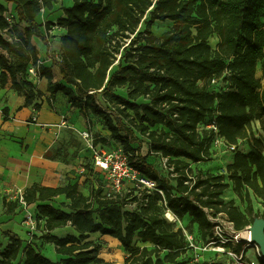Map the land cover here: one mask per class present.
<instances>
[{
  "label": "trees",
  "instance_id": "1",
  "mask_svg": "<svg viewBox=\"0 0 264 264\" xmlns=\"http://www.w3.org/2000/svg\"><path fill=\"white\" fill-rule=\"evenodd\" d=\"M6 1L13 4L15 23L0 4V29L9 35H0V85L11 79L13 88L25 95V106L33 104L42 96L29 79V68L35 66L48 79L52 107L62 92L90 124L93 116L100 117L129 163L156 180L163 193L133 187L136 194L129 196L136 208L126 210L121 193L108 195L93 187L85 194L78 182H35L25 189L23 199L4 198L6 213L14 214L22 201L28 206L37 203V215L45 221L40 238L53 243L61 258L53 260L40 248L25 246L19 234L9 231L10 243L0 249V264H15L22 250L23 264H97L102 245L91 239L95 233L119 240L127 252L125 264H186L179 260L185 236L175 230L166 211L178 218L193 217L204 239L216 238L212 218L219 214L237 231L264 217L254 208V199L264 205V138L257 136L255 127L261 123L264 134V0H73L72 6L56 10V23L66 31L60 37L61 57L52 56L61 81L54 80L52 67L40 62L33 42H48L42 27L50 31L55 23L43 22L42 9L56 12L59 0ZM145 18L146 28L140 31ZM157 20L174 24L157 36L152 31ZM116 62L118 69L111 72ZM214 77L224 80L216 92L210 91ZM213 120L220 135L238 146L227 172L245 210L224 198L230 186L224 173L192 167L191 163L212 159L215 132L201 125ZM100 139L94 140L95 146L109 143L107 137ZM243 139L251 140L248 152L239 149ZM150 155L168 159L169 168H162L166 174ZM60 196L69 201L63 208L50 203ZM66 226L76 233H54ZM136 238L152 248L138 246ZM239 245L242 248L244 242Z\"/></svg>",
  "mask_w": 264,
  "mask_h": 264
},
{
  "label": "crops",
  "instance_id": "2",
  "mask_svg": "<svg viewBox=\"0 0 264 264\" xmlns=\"http://www.w3.org/2000/svg\"><path fill=\"white\" fill-rule=\"evenodd\" d=\"M73 3V0H65L64 4L61 5L62 0H59L55 4L57 9L55 8L54 11L58 10V7H70ZM0 4L7 8L5 14L12 15L13 4L11 2L0 0ZM58 13V11L54 13L44 11L41 14L43 22L56 23L59 17ZM63 16L65 15L63 14ZM22 26L24 27L26 24L23 23ZM42 30L48 34V42L39 44L36 40H33L40 50V62L45 66L52 67L54 80L61 81L60 69L58 66L53 65L52 56L59 55L55 45L59 43L61 49L60 37L66 31L63 28L48 31L45 26L42 27ZM3 35L9 38V35L4 32ZM54 40L55 42H53ZM212 40L217 43V37ZM29 79L35 84L36 91L40 90L42 92V96H38L34 103L28 106H25V95L13 88L11 79L4 87L0 85V249L3 250L10 243L7 232L13 231L25 240V246L32 244L40 248L43 254L49 258L60 260L61 255L56 252L55 245L46 243L40 238L44 232V220L41 233L33 232V234H29L27 227L21 224L24 218L25 206H20L14 214L8 215L3 204L4 198L15 200L21 197L25 189L35 182L48 186L76 182L75 180H69L64 184L59 183V180L68 176V174H74L73 163L60 157L59 151L55 152L59 154L56 157H50L49 153L54 148L56 151L60 149L57 147L59 144L58 139L68 137V133L63 131L65 127H60L63 118L71 117V121L75 120L76 115L81 116L82 114L68 103L67 97L62 92L57 94L54 107L49 104L50 92L48 91V79L46 77H41L37 73L29 75ZM36 103L41 105L40 110L36 109ZM82 117L87 120L83 115ZM70 121H68L69 127H71ZM80 121L82 122L81 125H84L83 121ZM91 146L92 148L97 147L93 144ZM82 151H79V156H82ZM87 153V155L92 156L94 151H88ZM229 159L230 162L228 163H232L234 153L231 154ZM199 169L204 168L200 166ZM226 182L230 185L226 190L229 191V200H234L238 205L240 198L235 192L233 184L228 180ZM54 233L64 237L69 233H76V231L74 227L66 226L57 228ZM24 261L25 252L22 250L15 264H23Z\"/></svg>",
  "mask_w": 264,
  "mask_h": 264
},
{
  "label": "rangeland",
  "instance_id": "3",
  "mask_svg": "<svg viewBox=\"0 0 264 264\" xmlns=\"http://www.w3.org/2000/svg\"><path fill=\"white\" fill-rule=\"evenodd\" d=\"M65 0H62V4H64ZM148 18H145L144 21L141 23L139 30L144 31L146 28V21ZM174 22L167 20L165 22L157 20L152 25V31L157 35L160 36L164 32L171 29ZM51 29H58L61 30L62 28L58 26L57 28ZM51 34V33H50ZM127 43L130 42V39H126ZM39 44L41 42L37 41ZM55 42V40L53 41ZM213 46H215V40L211 41ZM56 50L60 52L59 43H56ZM59 46V47H58ZM123 50L119 54V56L123 55ZM118 69V62L112 67L111 72H114ZM259 77H262L261 68L259 69ZM101 101L105 103V99L101 97ZM68 121H70L71 117H66ZM75 120L70 121V126L65 128L63 131L68 133V137L58 139L57 147L60 148L56 151L54 148L53 151H50L49 155L52 157H56L58 152L60 153V157L64 158L65 161H70L73 163V170L74 174L65 176L61 180H59L60 184H64L69 180H75L80 184L81 190L88 194L91 188L93 187H101L104 192L111 193L113 195L122 194L124 200L127 202L125 207L126 210H134L136 208L135 203H130L132 197L129 194L133 193V187H135V182L131 180H125L123 189L120 193L116 192L112 180L110 178V174L108 171H103L100 168L96 167L94 164V154L92 156L87 155L88 151H94L91 144L94 145V140L98 139L101 140V137L109 138V143L105 144L104 149L107 153H116L120 151L123 146L117 140L111 138V133L107 130V128L103 125V121L98 116H93L92 123L90 124L87 120L79 115H76ZM83 121L84 125H81V121ZM211 121H208L210 123ZM257 136L264 138L263 129L261 127V123L255 124ZM161 128V126L153 127V129ZM86 130L90 131L92 135V142L88 141L83 137V132ZM250 139H243L239 142V149L242 151H249L250 150ZM102 144L97 146L98 148ZM83 150L82 156H79V151ZM145 154H147V146L145 145L143 148ZM66 153V155H65ZM233 151L226 150L225 148L215 149L212 152V159L209 161H205L203 163L192 164V167L195 171L199 170V167L202 166V169L205 172H212L214 174H222L226 175V180L230 181L232 184L233 182L229 178V174L227 172V165L230 162L229 157ZM149 159L156 164L158 168L161 169L163 174L167 172L165 169H162V159L157 156L150 155ZM67 177V178H66ZM234 185V184H233ZM134 194H136L134 192ZM224 198L229 200V191H226L224 194ZM238 206L242 209H246V203L241 202L238 200ZM68 203L69 201L65 197H56L50 203L55 206L62 207V203ZM37 203L27 206L24 213V218L21 221L22 225H25L28 229L29 234H33V232H42V225L43 221L39 219V216L36 215L37 213ZM254 208L255 211L258 212L260 215L263 214L264 205L260 200L254 199ZM67 209V208H65ZM32 213L37 216V224L36 227H32V225H27L25 223L26 214ZM172 213V212H171ZM166 218L174 224L175 230H182L185 236V251L179 258L180 261H185L186 264H191L193 262L199 261L204 262L207 264H263L258 255V247L254 242L251 245V242H248L247 236L249 227H246L239 233L237 237L234 232L229 228L228 224H223L219 228V221L216 219L215 222L217 223L215 227V239H204L201 236V232L199 229L198 223L194 221V218L190 215H186L184 218H178L173 213L170 215L169 211L165 212ZM91 239L95 240L97 243L102 245V250L100 252V261L97 264H125V258L127 257V252L124 247L121 245L118 239L113 238L111 236L102 235L100 233H95L91 235ZM243 241L244 245L240 248L239 243ZM135 242L138 246H148L152 248V244L149 242H142L140 239L136 238ZM239 249H241L239 251ZM259 259V260H257Z\"/></svg>",
  "mask_w": 264,
  "mask_h": 264
},
{
  "label": "built area",
  "instance_id": "4",
  "mask_svg": "<svg viewBox=\"0 0 264 264\" xmlns=\"http://www.w3.org/2000/svg\"><path fill=\"white\" fill-rule=\"evenodd\" d=\"M42 12H44V9H42ZM7 19L14 24L15 21L13 19L12 15L5 14ZM52 28H57L58 25L55 23L54 25L51 26ZM58 57H61V54H59ZM37 69L35 66H31L29 68V74H37ZM219 86H224V80L223 77L217 78L214 77L212 79V85L210 87V91H218ZM60 127H69L68 121L63 118L62 122L60 123ZM201 128L205 129H213L215 134L212 139L211 143V150L215 149H221L225 148L226 150H231L235 151L238 146L236 144L230 143L224 136L220 135L219 129L216 125V121L213 120L209 124H202ZM83 137L87 139L88 141L92 142V135L89 131L83 132ZM99 146V145H98ZM94 148V147H93ZM94 164L96 167L100 168L103 171H108L110 174V178L112 180L113 187L116 192L120 193L123 189L124 186V181L125 180H131L135 182V187L138 188H144L148 189L149 191L158 189L161 193H163V190L159 189L157 187V182L156 180L144 176L139 169H137L135 166L131 165L129 163V157L128 154L123 150V148L120 149V151L116 153H107L106 150L104 149V146H100L99 148L96 147L94 148ZM162 166L166 169L169 168L168 164V159L167 158H162ZM108 195H111V193H107ZM23 199V197H20ZM22 205L25 206V208L28 206L24 201H22ZM170 212V211H169ZM37 215V213H36ZM32 214V213H27L26 214V219L25 223L27 225H32V227H36L37 224V216ZM213 220L216 219L219 221V228L223 224H228L229 228L234 232V234L238 237L239 233L241 231H237L234 227V224L228 220V218L224 214H219L218 217L212 218ZM43 221V219H41ZM215 221V220H214ZM217 225V223H216ZM257 245V244H256ZM258 247V255L259 258L264 259V256L260 250V247ZM259 260V259H257ZM253 264H256L253 263Z\"/></svg>",
  "mask_w": 264,
  "mask_h": 264
},
{
  "label": "water",
  "instance_id": "5",
  "mask_svg": "<svg viewBox=\"0 0 264 264\" xmlns=\"http://www.w3.org/2000/svg\"><path fill=\"white\" fill-rule=\"evenodd\" d=\"M0 35H3L0 29ZM249 231L252 234L253 241L260 247V250L264 256V217H258L254 220Z\"/></svg>",
  "mask_w": 264,
  "mask_h": 264
},
{
  "label": "bare ground",
  "instance_id": "6",
  "mask_svg": "<svg viewBox=\"0 0 264 264\" xmlns=\"http://www.w3.org/2000/svg\"><path fill=\"white\" fill-rule=\"evenodd\" d=\"M169 214L171 215L172 213L169 212ZM248 232H249V233H248V236H247L248 242H251V245H253L254 241H253V239H252V234H251L250 231H248Z\"/></svg>",
  "mask_w": 264,
  "mask_h": 264
}]
</instances>
